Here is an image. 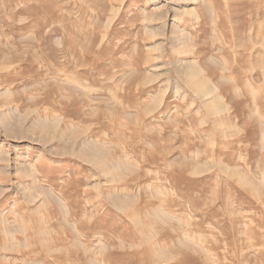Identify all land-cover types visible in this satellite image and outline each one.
<instances>
[{
	"label": "rangeland",
	"instance_id": "374dc122",
	"mask_svg": "<svg viewBox=\"0 0 264 264\" xmlns=\"http://www.w3.org/2000/svg\"><path fill=\"white\" fill-rule=\"evenodd\" d=\"M0 264H264V0H0Z\"/></svg>",
	"mask_w": 264,
	"mask_h": 264
}]
</instances>
